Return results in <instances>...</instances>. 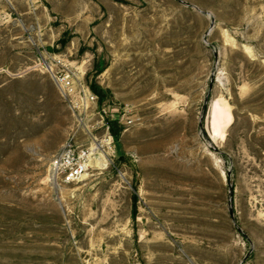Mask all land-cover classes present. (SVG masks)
Listing matches in <instances>:
<instances>
[{"label": "rangeland", "instance_id": "rangeland-1", "mask_svg": "<svg viewBox=\"0 0 264 264\" xmlns=\"http://www.w3.org/2000/svg\"><path fill=\"white\" fill-rule=\"evenodd\" d=\"M0 264H264V0H0Z\"/></svg>", "mask_w": 264, "mask_h": 264}, {"label": "built area", "instance_id": "built-area-1", "mask_svg": "<svg viewBox=\"0 0 264 264\" xmlns=\"http://www.w3.org/2000/svg\"><path fill=\"white\" fill-rule=\"evenodd\" d=\"M91 96V100H95ZM88 149H76L70 142L60 151L51 164L55 173L65 184H72L81 179L89 171Z\"/></svg>", "mask_w": 264, "mask_h": 264}, {"label": "bare ground", "instance_id": "bare-ground-1", "mask_svg": "<svg viewBox=\"0 0 264 264\" xmlns=\"http://www.w3.org/2000/svg\"><path fill=\"white\" fill-rule=\"evenodd\" d=\"M228 103H226V106H228L227 105ZM219 108V107H218ZM232 108L231 107H229L228 106V110L230 111ZM218 110H220V109H218ZM212 113V112H211ZM216 113V115L214 116V118L212 119V117H211V119L213 120V121H215L218 125H219V123H220V121H219V119H220V115H218V113L217 112H215ZM231 120H232V118H231V116L229 117V123L228 124H230L231 123ZM220 135V133H219V131L217 132V131H214V133H212V135H211V140L214 142V144H216V142L218 141V139H219V136Z\"/></svg>", "mask_w": 264, "mask_h": 264}, {"label": "water", "instance_id": "water-1", "mask_svg": "<svg viewBox=\"0 0 264 264\" xmlns=\"http://www.w3.org/2000/svg\"><path fill=\"white\" fill-rule=\"evenodd\" d=\"M209 139H210V141H211L212 143H214V142L211 140V137H210V135H209Z\"/></svg>", "mask_w": 264, "mask_h": 264}]
</instances>
